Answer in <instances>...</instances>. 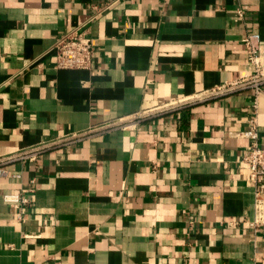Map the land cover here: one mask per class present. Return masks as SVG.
<instances>
[{
    "label": "crops",
    "instance_id": "0c3cea01",
    "mask_svg": "<svg viewBox=\"0 0 264 264\" xmlns=\"http://www.w3.org/2000/svg\"><path fill=\"white\" fill-rule=\"evenodd\" d=\"M102 1L0 0V157L39 149L4 163L0 264H264V223L228 224L253 217V91L206 94L250 72L264 0H116L91 19ZM80 25L92 67L56 69ZM257 118L263 139L264 84ZM23 190L19 220L2 195Z\"/></svg>",
    "mask_w": 264,
    "mask_h": 264
},
{
    "label": "built area",
    "instance_id": "2783aa9c",
    "mask_svg": "<svg viewBox=\"0 0 264 264\" xmlns=\"http://www.w3.org/2000/svg\"><path fill=\"white\" fill-rule=\"evenodd\" d=\"M116 0H104L100 3L91 5L93 19L96 15L109 9ZM237 13L242 16V9H238ZM90 21V19L88 20ZM241 42L247 49L248 61L251 70L242 77L232 81L212 87L206 91L207 95L218 96L227 92L249 88L253 91V100L251 104L252 115L247 120V128L237 132V135L246 137L249 143L245 149L242 161L248 167V180L253 187V217L251 220L232 219L228 221L230 225H239L247 223L254 229L258 224L264 223V138L260 139L259 123L257 118L258 100L262 92L264 84V53L263 41L260 33H245ZM55 57L56 69H90L93 62L94 47L88 29L84 25L77 26L56 38L51 48ZM183 103H167L158 107L155 111L164 112L173 107L181 106ZM152 112H146L140 116H146ZM113 125L117 127H125V123H117ZM39 149H25L15 153H9L0 157V176L6 175L4 163L6 161L17 158L34 159ZM26 190L17 193H5L2 195L3 200L17 211V218L24 219L26 213L25 207L30 204V196Z\"/></svg>",
    "mask_w": 264,
    "mask_h": 264
}]
</instances>
